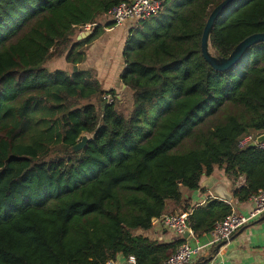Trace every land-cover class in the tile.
<instances>
[{"label":"trees","instance_id":"16d2710c","mask_svg":"<svg viewBox=\"0 0 264 264\" xmlns=\"http://www.w3.org/2000/svg\"><path fill=\"white\" fill-rule=\"evenodd\" d=\"M162 1L159 14L127 36L120 79L133 107L125 115L117 94L80 67L105 32L100 20L133 0H0V264L131 256L163 264L186 241L162 244L134 232L152 230L168 201L197 238L235 213L220 199L184 201L182 188L198 191L204 176L221 171L239 204L264 190V150L238 148L243 136L264 133V43L216 72L201 42L225 0ZM86 25L96 26L78 40ZM263 33L264 0H239L216 20L211 47L228 58ZM60 60L67 72L47 67ZM108 95L114 102L103 105ZM40 113L42 126L29 140ZM86 135L87 147L73 153ZM56 149L62 155L49 160Z\"/></svg>","mask_w":264,"mask_h":264},{"label":"crops","instance_id":"0c3cea01","mask_svg":"<svg viewBox=\"0 0 264 264\" xmlns=\"http://www.w3.org/2000/svg\"><path fill=\"white\" fill-rule=\"evenodd\" d=\"M134 1V0H133ZM100 24L105 26L106 36L102 39H106V42L112 41V46L115 41L121 42L117 47L118 56L123 57V51L125 47V42L127 36L131 29L136 24L135 21H129L122 26H116L113 22H111L107 15L100 20ZM114 25V27L109 28L108 25ZM125 39V42H124ZM121 48L122 52H121ZM100 53V51H99ZM93 59H97V56L93 57ZM64 62V60H60ZM60 61H56L54 63H58ZM122 61V59H121ZM90 65H95L94 62H91ZM98 65V63H97ZM117 68V67H116ZM124 67H119L117 74L119 79L121 77L122 71ZM125 86L122 84L121 79L118 85L116 86L117 97L122 100V94L128 90L124 88ZM105 91H108L107 88ZM123 103V102H122ZM244 179H241L240 185L243 184ZM218 186H225L228 192L232 195V186L230 181L227 179L225 174L221 171H216L213 175L207 177L204 176L200 182V189L198 191H189L186 188H182L183 200L191 201L194 205L204 204L209 199H217L215 198L214 192ZM186 189V190H185ZM231 204L234 206L235 213L248 215L253 209L254 204L252 201H249L246 204H239L236 200H232ZM178 214L176 212V206L168 202L167 210L165 212L166 215ZM264 217V216H263ZM262 217V218H263ZM144 232V231H142ZM135 235H141L147 237L151 240L158 241L162 244H170L177 242L179 240H185L186 243H189L192 247H196L197 244H201L202 246L209 244L212 241V236L206 235L203 238H197L196 236H190L188 239L182 238L175 234L172 230L166 228L162 224V220L157 221L155 227L150 230L144 232V234H140V231H135ZM214 248H218L216 255L213 257L211 261H208L207 264H264V221L257 220L248 226H246L243 230L239 231L233 239L226 244L215 246ZM213 247L210 249H206L194 257V264H202L204 262V258L208 256V254L214 249ZM121 263H125L126 261L120 260ZM204 264V263H203Z\"/></svg>","mask_w":264,"mask_h":264},{"label":"built area","instance_id":"2783aa9c","mask_svg":"<svg viewBox=\"0 0 264 264\" xmlns=\"http://www.w3.org/2000/svg\"><path fill=\"white\" fill-rule=\"evenodd\" d=\"M162 0H134L131 3L122 2L114 6L107 14V18L116 26H122L129 21L141 22L159 14L162 8ZM96 25H86L82 28L81 34L91 33ZM104 101L113 103L110 96H106ZM257 136L245 135L238 142L240 150L246 149L250 144L255 143ZM264 150V143L257 146ZM251 201L254 204V209L248 214L234 213L228 216L223 221L219 222L212 233V241L202 246L200 243L196 247H192L189 243H184L168 261L163 264H194V257L200 252L214 248L215 246L229 243L233 237L249 224L261 219L264 216V190L254 196ZM162 224L175 232L178 236L184 238L187 231H190V236L195 234L189 229L187 224V216L179 214L164 215ZM127 264H137L134 256H131ZM107 264H122L121 261H109Z\"/></svg>","mask_w":264,"mask_h":264},{"label":"rangeland","instance_id":"374dc122","mask_svg":"<svg viewBox=\"0 0 264 264\" xmlns=\"http://www.w3.org/2000/svg\"><path fill=\"white\" fill-rule=\"evenodd\" d=\"M106 36V33L103 32L101 36L89 46L86 52L85 62L81 65L80 69L82 71L89 72L96 80H98L102 86L103 90L107 88L108 91H114L116 93V86L120 82L119 76L117 74L119 67L125 68L124 58L118 56L117 47L121 42L115 41L112 44V41L106 42V39H102ZM127 40V39H126ZM125 42V39H124ZM126 43V42H125ZM122 44V43H121ZM123 45V44H122ZM121 48V52H122ZM100 51V53H99ZM97 56V59H93V57ZM122 59V61H121ZM91 62H94V66L90 65ZM98 63V65H97ZM57 63H49L48 68L54 71H64L67 72L69 70V66L64 62ZM117 67V68H116ZM124 70V69H123ZM123 72V71H122ZM125 88V87H124ZM126 89V88H125ZM117 94V93H116ZM114 102V96L108 95ZM122 104H118L117 108L123 114L128 115L133 107V98L132 94L129 90L122 94ZM43 116L41 113L33 117V123H30L28 126V136L29 140H32L36 136V131L40 130L41 124L38 125L37 122L41 119L39 117ZM39 123V122H38ZM87 136V135H86ZM89 139L91 136H87ZM188 147V146H187ZM186 150V147L183 149ZM62 155L57 149L54 151L53 155H51L48 159L53 160L56 156ZM186 190V189H185ZM173 203L172 201H168ZM174 204V203H173ZM177 213H180L179 210L176 209ZM140 234H144V232L140 231Z\"/></svg>","mask_w":264,"mask_h":264},{"label":"water","instance_id":"95a60500","mask_svg":"<svg viewBox=\"0 0 264 264\" xmlns=\"http://www.w3.org/2000/svg\"><path fill=\"white\" fill-rule=\"evenodd\" d=\"M239 0H225L218 7H216L211 13L204 32L202 36L201 42V50L204 60L216 71L225 73L233 69L244 57V55L255 45L264 43V33L263 34H255L250 36L241 42L233 51V53L228 58L219 57L211 47V36L214 29V25L216 20L221 16V14L229 8L232 4L236 3ZM91 33L81 34L78 40H82L88 37ZM74 71H78V67H74ZM126 88V87H125ZM102 104H105L104 99L101 100ZM89 142V138L84 136L82 140L74 147L71 148L73 153H79L83 151ZM264 143V133L257 136L256 142L250 144V148H255ZM215 198L220 199L222 201L231 203L233 200V196L228 192L225 186H218L214 192ZM157 220L153 219L155 223ZM260 221H264V217L260 219ZM243 230V229H242ZM190 231H187L184 235L185 239L190 237ZM218 250V248H217ZM206 257L204 258V260ZM213 258L209 259L211 261ZM123 264H127L126 262Z\"/></svg>","mask_w":264,"mask_h":264}]
</instances>
